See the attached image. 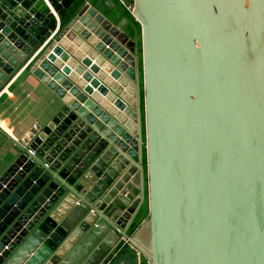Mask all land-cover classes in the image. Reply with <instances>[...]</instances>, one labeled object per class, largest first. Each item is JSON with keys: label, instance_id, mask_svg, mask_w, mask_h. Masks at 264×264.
I'll list each match as a JSON object with an SVG mask.
<instances>
[{"label": "water", "instance_id": "1", "mask_svg": "<svg viewBox=\"0 0 264 264\" xmlns=\"http://www.w3.org/2000/svg\"><path fill=\"white\" fill-rule=\"evenodd\" d=\"M95 1L0 0V91L48 97L0 159V264H264V0H120L140 48Z\"/></svg>", "mask_w": 264, "mask_h": 264}, {"label": "crops", "instance_id": "2", "mask_svg": "<svg viewBox=\"0 0 264 264\" xmlns=\"http://www.w3.org/2000/svg\"><path fill=\"white\" fill-rule=\"evenodd\" d=\"M113 3L114 8L100 1L93 4L114 24L120 23L124 18L127 19L124 31L131 38L137 39L140 48V25L135 19H131L133 17L129 14V8L120 0H113ZM71 46L72 43H69V48ZM74 49L75 53L80 52L78 47ZM102 72L100 70L98 73ZM43 92L44 89H41L33 78H24L22 72L17 73L0 91V159L15 146V143L26 137L30 127L38 120V111L48 102V97ZM145 208L148 214V206ZM126 246L125 242L120 244L104 264H140L141 256Z\"/></svg>", "mask_w": 264, "mask_h": 264}, {"label": "trees", "instance_id": "3", "mask_svg": "<svg viewBox=\"0 0 264 264\" xmlns=\"http://www.w3.org/2000/svg\"><path fill=\"white\" fill-rule=\"evenodd\" d=\"M129 14H130V13H129ZM131 19H134V18H131ZM147 216H148V214H147L145 217H143V218L145 219ZM143 218H141V219L143 220ZM142 220H141V221H142ZM141 221H139V222L136 223L135 228L139 226V224L141 223ZM126 248H129V247L126 246ZM134 253H135V252H134ZM134 257H135V255H134ZM141 258H142V257H141ZM140 264H147V262H146L145 259L142 258Z\"/></svg>", "mask_w": 264, "mask_h": 264}, {"label": "rangeland", "instance_id": "4", "mask_svg": "<svg viewBox=\"0 0 264 264\" xmlns=\"http://www.w3.org/2000/svg\"><path fill=\"white\" fill-rule=\"evenodd\" d=\"M145 209H146V208L144 207V208H143V217H145V216L147 215V213H146L147 211H146Z\"/></svg>", "mask_w": 264, "mask_h": 264}, {"label": "bare ground", "instance_id": "5", "mask_svg": "<svg viewBox=\"0 0 264 264\" xmlns=\"http://www.w3.org/2000/svg\"><path fill=\"white\" fill-rule=\"evenodd\" d=\"M20 76V75H19Z\"/></svg>", "mask_w": 264, "mask_h": 264}]
</instances>
